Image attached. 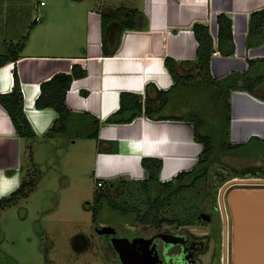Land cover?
<instances>
[{
    "label": "crops",
    "instance_id": "0c3cea01",
    "mask_svg": "<svg viewBox=\"0 0 264 264\" xmlns=\"http://www.w3.org/2000/svg\"><path fill=\"white\" fill-rule=\"evenodd\" d=\"M92 1L95 7L89 8L82 20V38L69 32H75L73 19L67 24L70 26L67 37L73 41L79 38L72 49L68 47L57 55L48 54L44 48L38 54L22 52L15 64L0 68V93L12 92L16 67L25 113L36 139H47L58 115L52 109L36 108L41 84L57 74L70 75L74 66H80L88 76L73 82L67 94V105L76 115L90 114L101 121L99 138L105 144L101 150L97 144L96 176L107 179L130 175L139 181L146 180L148 174L142 167L143 158L163 161L162 182L171 181L182 171H191L204 147L195 141L194 128L189 122L154 121L144 116L131 124H106L105 121L119 110L120 96L124 92L146 96L150 84L164 92L172 88L174 81L165 67V59L171 57L178 62L196 59L198 43L192 31L195 23L209 26L217 46V16L226 14L233 20L236 53L229 57L219 52L214 54L211 70L215 78H225L232 72L247 73L249 61H264V43L247 46L250 15L264 9V0H141L139 8L137 0H128L127 7L115 6L108 0ZM119 8L142 12L147 24L144 28L141 25L139 30L122 32L118 23L113 22L103 34L101 15ZM21 37L22 32L16 33L11 41ZM256 93L259 98L244 91L232 93L230 142L234 144L247 147L252 141L257 144L264 141V82ZM177 126L182 133L189 127L190 133L173 138L167 130ZM111 142L118 143L117 153L111 152ZM23 147L24 140L18 137L11 118L0 105V199L16 191L22 183Z\"/></svg>",
    "mask_w": 264,
    "mask_h": 264
},
{
    "label": "rangeland",
    "instance_id": "374dc122",
    "mask_svg": "<svg viewBox=\"0 0 264 264\" xmlns=\"http://www.w3.org/2000/svg\"><path fill=\"white\" fill-rule=\"evenodd\" d=\"M108 2L118 7L129 6L128 0ZM141 5L142 1L137 0L136 7ZM94 7L91 0H0V54H4L12 43L23 47L22 52L27 54H38L42 48L48 54L56 55L68 47L72 49V45L83 36L84 15ZM70 19L75 21V32H69L79 37L74 41L67 37ZM19 32L22 37L11 41L12 35ZM196 74L193 71L195 78ZM171 99L163 116L202 113L198 91L178 88ZM204 118L208 127L202 129V133L211 131L208 134L222 142L218 132L222 121L213 115ZM188 125L193 127L190 123ZM189 129L182 133L177 126L168 127L167 131L173 138H179L189 134ZM94 132V128H90L83 137H74L75 133L71 131L67 137L24 140L21 182H32L33 190L27 197H19L11 206L0 210V264H120L109 237L98 235L96 228L113 226L120 236H130L133 219L105 206L95 223L96 194L103 193L130 209L142 208L146 197L135 185L125 191L121 187L109 189V183L119 178L127 182L139 181L130 175L103 179L94 174L97 142L88 136ZM253 167L264 169V145L255 141L250 147L221 157V162L213 166L205 183L193 193L204 189L214 192L216 172L230 173L231 177L244 176L246 169ZM177 204L165 211V218L173 220L178 215ZM230 226L233 236L232 216Z\"/></svg>",
    "mask_w": 264,
    "mask_h": 264
},
{
    "label": "trees",
    "instance_id": "16d2710c",
    "mask_svg": "<svg viewBox=\"0 0 264 264\" xmlns=\"http://www.w3.org/2000/svg\"><path fill=\"white\" fill-rule=\"evenodd\" d=\"M102 18V32L107 30L113 22L118 23L122 32L127 30H139L145 27L147 19L138 10H126L119 8L114 11L104 12ZM218 41L217 46L210 33L208 25L195 23L192 31L198 43L196 59L194 61L178 62L171 57L165 59V67L170 73L174 85L169 91H160L153 85H148L146 96L124 92L120 96L119 110L109 116L106 124H131L140 117H147L154 121L177 120L189 122L194 128V139L203 145L204 150L199 156L197 165L191 171L179 173L169 182L160 180L163 161L158 158H143L142 167L148 174L143 181H125L123 178L111 181L109 189L121 187L123 191L131 188V185L139 186L146 202L142 208L130 209L119 205L114 199L103 193L96 194L94 221L98 222L105 206L114 211L132 218L133 222L142 225L154 226L164 223H184L197 219L202 205L210 198L212 192L203 190L193 193L202 186L209 176V172L215 164L221 162V157L229 152L244 148L241 145L230 143L231 124V96L235 91H244L258 97L256 89L264 82V61H249L247 73L232 72L229 76L217 79L211 70L212 58L216 52L222 56L229 57L236 53L234 42L233 20L226 14L217 16ZM264 43V9L255 11L250 15L247 46L257 47ZM21 46L13 43L7 46L4 54H0V68L16 63L21 59ZM196 71V77L193 76ZM14 86L9 94L0 93V105L5 109L14 124L16 134L21 140L36 139V132L25 113L24 96L22 93L21 81L17 68L14 67ZM88 76V72L80 66H74L72 74H57L49 81L41 84V94L36 100L35 106L39 110L52 109L58 118L47 133L50 139L67 137L73 131L74 137L86 136V131L94 128L95 132L88 135L96 140L98 149H102L105 142L99 138L101 121L96 117L85 114L76 115L67 105V94L75 80ZM189 88L198 91L202 102V113H190L186 116L175 117L163 116L162 113L171 105V96L178 88ZM259 98V97H258ZM213 115L221 120L220 138L218 142L214 136L202 133L207 128V121L204 116ZM253 141L250 143L251 146ZM111 152L119 151L118 143L111 142ZM258 144H263L264 141ZM262 171V168H247L245 174L252 171ZM239 176V175H237ZM237 176H233L237 177ZM33 190L32 182H24L9 196L0 199V210L11 206L17 198L27 197ZM178 215L172 220L164 217L165 211L177 203Z\"/></svg>",
    "mask_w": 264,
    "mask_h": 264
},
{
    "label": "flooded vegetation",
    "instance_id": "af4514ba",
    "mask_svg": "<svg viewBox=\"0 0 264 264\" xmlns=\"http://www.w3.org/2000/svg\"><path fill=\"white\" fill-rule=\"evenodd\" d=\"M215 176L214 192L202 205L195 221L154 226L136 222L130 236H120L116 229V237L127 238L133 245V264H234L229 198L235 190L264 189V169L236 178L224 172H216ZM238 185L249 188L235 187ZM107 237L110 241L113 238ZM119 263L123 264L120 257Z\"/></svg>",
    "mask_w": 264,
    "mask_h": 264
},
{
    "label": "water",
    "instance_id": "95a60500",
    "mask_svg": "<svg viewBox=\"0 0 264 264\" xmlns=\"http://www.w3.org/2000/svg\"><path fill=\"white\" fill-rule=\"evenodd\" d=\"M246 183V180H238ZM234 264H264V189H240L231 193ZM96 233L112 236L111 244L123 264H133L132 243L118 238L113 226H98Z\"/></svg>",
    "mask_w": 264,
    "mask_h": 264
}]
</instances>
